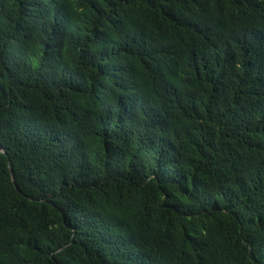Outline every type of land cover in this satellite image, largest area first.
<instances>
[{
	"label": "trees",
	"instance_id": "obj_1",
	"mask_svg": "<svg viewBox=\"0 0 264 264\" xmlns=\"http://www.w3.org/2000/svg\"><path fill=\"white\" fill-rule=\"evenodd\" d=\"M0 264H264V0H0Z\"/></svg>",
	"mask_w": 264,
	"mask_h": 264
},
{
	"label": "water",
	"instance_id": "obj_2",
	"mask_svg": "<svg viewBox=\"0 0 264 264\" xmlns=\"http://www.w3.org/2000/svg\"><path fill=\"white\" fill-rule=\"evenodd\" d=\"M11 179L13 180L12 176H11Z\"/></svg>",
	"mask_w": 264,
	"mask_h": 264
}]
</instances>
